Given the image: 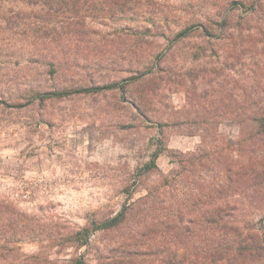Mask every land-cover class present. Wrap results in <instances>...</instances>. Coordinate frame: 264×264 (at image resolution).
I'll return each instance as SVG.
<instances>
[{"label":"rangeland","instance_id":"374dc122","mask_svg":"<svg viewBox=\"0 0 264 264\" xmlns=\"http://www.w3.org/2000/svg\"><path fill=\"white\" fill-rule=\"evenodd\" d=\"M141 1V12L171 9L196 32L178 42L164 23H110L91 9L83 29L71 32L67 13L45 19L27 0H0V264H125L133 248L122 246L136 228L171 236L167 216L188 227L192 211L220 206L224 163L256 156L236 124L220 123V90L256 95L254 106L264 107V41L255 24L241 35L257 39L239 49L220 41L232 30L217 24L235 0ZM44 21L58 35L37 40L31 34ZM155 154L156 168L144 173ZM230 201L259 227L264 212L250 197ZM124 206L119 228L75 242V233ZM160 235L144 264H178L220 239L215 230L182 246Z\"/></svg>","mask_w":264,"mask_h":264},{"label":"trees","instance_id":"16d2710c","mask_svg":"<svg viewBox=\"0 0 264 264\" xmlns=\"http://www.w3.org/2000/svg\"><path fill=\"white\" fill-rule=\"evenodd\" d=\"M87 2V1H86ZM85 0H27V6L32 12L43 16L45 19L48 16H57L62 13H67L71 20V32L82 30L86 21V13L88 9L92 10L93 15L110 23H119L128 21V24H141L148 22L154 25L158 22L164 23L167 26L175 28L171 31L172 40L183 41L196 32L195 23L189 20H182L183 17L172 13L171 9L162 12L163 9H158L157 14L143 13L141 0H91L86 4ZM149 5V4H148ZM232 11L224 13L220 23L222 29L226 32L232 30L228 34H221L220 41H234L235 46L239 49L247 44H252V40H256V36L241 35L243 25L255 24L254 30H257V35L260 36L259 41H264V19H259L261 15L264 17V0H235L231 4ZM153 6V5H152ZM243 10V11H242ZM242 12L238 16V20L234 21L233 12ZM243 12L245 15H243ZM258 18V19H255ZM39 26L38 31H33V38H47L49 34L59 32L56 28H49L47 22ZM216 24V23H214ZM198 25V24H197ZM235 27H238L236 32ZM49 28V29H48ZM237 42L235 41V39ZM242 53V52H241ZM264 65V62H263ZM225 82V81H224ZM226 83V82H225ZM224 83V84H225ZM116 85L106 87H94L87 89H73L74 91H57L52 93L38 94L39 98L48 96L66 97L75 92H96L102 89H110ZM123 88V87H122ZM261 101V97L256 95L243 93L242 95H233L232 93H221L220 90V123L230 121L236 124L243 142L248 143V147L257 152L256 156L247 162H225L223 174L220 177V206L206 208L202 213L192 211L189 215L188 227H181L182 219L167 216L166 229H169L172 235L159 234L152 229L136 228L134 235L129 242L123 244L122 247L132 246L133 249L125 251V264H144L145 257L151 253L153 248H156L150 241L160 235V238L165 241L170 238V242H178L184 246L188 245L192 240H199L200 236L204 239L214 237L215 230L220 233V241L217 245L209 246V250L204 255H191L190 253L181 257L178 264H264V220L260 222L258 228H255L252 220L240 219L241 210L234 205L230 199L234 195H242L250 197L252 205L259 211L264 212V107L254 106L253 103ZM158 157L155 154L152 159L144 165L142 171L148 173L156 168L155 160ZM128 212V207L124 206L115 216L92 224V229L84 228L75 233L74 240L80 245L87 244L91 234L97 231H112L120 227L125 221ZM176 220V221H175ZM207 223V224H206ZM206 224L208 227H203ZM218 226L212 227V226ZM210 227V228H209ZM141 229L147 230V240ZM185 235V237H181ZM211 245L213 241L207 240ZM122 245V244H121ZM153 255V253H152ZM150 255V256H152ZM75 264H85L84 261L78 260Z\"/></svg>","mask_w":264,"mask_h":264}]
</instances>
